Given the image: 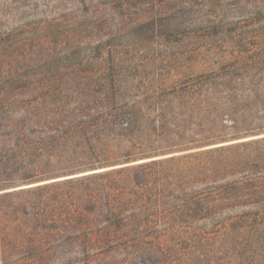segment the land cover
Here are the masks:
<instances>
[{
  "label": "trees",
  "instance_id": "1",
  "mask_svg": "<svg viewBox=\"0 0 264 264\" xmlns=\"http://www.w3.org/2000/svg\"><path fill=\"white\" fill-rule=\"evenodd\" d=\"M78 2L86 16L77 10L41 22L40 34L25 31L23 57L0 52V264H264V133L224 140L215 118L235 111L241 88L261 85L264 54L212 57L204 71L127 90L113 43L127 17L114 28L108 19L133 2ZM235 3L159 0L172 8L157 18L198 26L209 40L220 36L222 8ZM43 65V75L27 77ZM164 103L214 118L178 151L133 160L146 154L140 117ZM88 157L127 161L42 179L91 166Z\"/></svg>",
  "mask_w": 264,
  "mask_h": 264
},
{
  "label": "rangeland",
  "instance_id": "2",
  "mask_svg": "<svg viewBox=\"0 0 264 264\" xmlns=\"http://www.w3.org/2000/svg\"><path fill=\"white\" fill-rule=\"evenodd\" d=\"M96 1L99 0H92V5ZM129 1L133 4L112 12L108 19L114 28L118 15L125 14L127 17L125 28L113 40L116 53L124 61L123 79H127V82H122L124 89L140 92L157 89L162 87L160 80L168 81L171 76L204 71L213 67L209 62L212 57L229 58L239 50L246 49L247 53L244 55L264 54L260 49L264 45V0H247L248 4L244 0H232L238 3L225 5L221 12L223 23L222 29H219L220 36L211 37L209 40L199 37L200 33L196 29L198 26L182 24L175 28L170 20H158L159 11H166L172 5H159V0ZM92 5L87 8L90 9ZM76 11L81 17L87 14L86 7L79 4L78 0H0L1 55L23 57L18 44L27 41L25 31H30V35L40 34L36 27L41 22L59 18L61 15H72ZM96 39L98 38H92V41ZM46 70L45 65L28 68L26 75L31 78L40 77ZM15 84L20 85L17 82ZM232 106L235 111L227 108L215 117L221 123L218 128L225 133L224 140L264 133V81L259 87L241 88L238 96L233 99ZM143 114L140 119L144 121V129L136 132L142 137L138 146L145 149L146 154H138L132 158L139 162L150 156L157 157L178 151L193 135L192 130L204 129L207 121L214 118L213 114L195 113L176 103H164L160 109L151 107ZM237 118L238 122L233 121ZM195 135L201 137V134ZM106 142L114 145L118 141ZM121 144L133 150L128 142L122 141ZM114 150L116 153L120 151L117 148ZM88 159L87 161H91L88 165L91 166L57 170L42 179L52 181L81 176L113 168L114 164L121 166L127 161L99 164L91 157ZM9 177L3 175L1 179ZM9 183L7 180L2 184ZM26 183L28 182H19L17 185Z\"/></svg>",
  "mask_w": 264,
  "mask_h": 264
}]
</instances>
